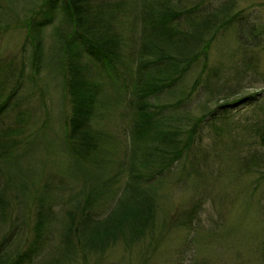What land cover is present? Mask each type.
I'll list each match as a JSON object with an SVG mask.
<instances>
[{
  "label": "rangeland",
  "instance_id": "obj_1",
  "mask_svg": "<svg viewBox=\"0 0 264 264\" xmlns=\"http://www.w3.org/2000/svg\"><path fill=\"white\" fill-rule=\"evenodd\" d=\"M206 2L213 7L226 5L229 12L224 19L230 18L232 22L219 28L208 47L207 59L194 67L195 76L202 78L200 90L183 109L191 108L192 113L200 114V106L219 111L217 105L228 102L231 124L227 123L223 134L207 130L200 144L196 141L189 150L191 162L182 165L175 162L171 171L165 173L163 184L156 191L155 221L145 225L151 230L132 235L133 239L127 243L122 239L111 241L103 252L97 253L87 252L71 234L69 251L62 252L67 248L66 244L63 246V237L68 229L67 226L62 229L65 221L62 217L70 210L68 204L80 196V189L71 186L72 181L61 167L73 175L83 168L78 163L68 167L69 157L64 153L62 136L67 132L71 110L61 94L62 81L46 75V71L38 73L33 69V93L24 89L19 97L12 99V110H0V264H9L6 255L13 258L37 247L39 257L33 258V264H46L49 260L53 264H264V147L254 126L256 119L258 123L262 119V110L257 107L264 103V0ZM43 3V0H0V13H3L1 6L6 13L0 15V105L12 95V77L18 74L22 63L24 66L27 63L28 48L24 43L31 31V23H27L34 21L33 12ZM129 23L128 27L135 30V22ZM136 35L132 31L128 43L137 46ZM210 71L217 72L210 77L215 86H212L214 98L213 102L204 104L206 94L211 91L210 87L204 88ZM123 77L127 83L128 76ZM106 114L109 122L105 121L101 128L121 148L131 124L126 101H120L116 111ZM8 128L13 133L6 139L2 135ZM42 134L46 136L48 153H36L34 162L25 167L20 159L21 150L33 144L34 138L43 139ZM10 136L11 146L16 147L13 151L7 143ZM11 153L20 159L11 163V170L19 180L35 174L33 183L29 181L24 190L15 181L7 185L8 163L2 162ZM245 158L248 168L241 162ZM186 168V178L182 180L179 176ZM115 174L116 170L103 178L109 184L108 200L99 196L95 203L103 200L104 204L91 209L83 195L79 211H87L93 218L108 215L126 188L125 177L122 175L115 181ZM87 180L88 176L82 177L83 182ZM44 189L50 190L48 196L56 199L54 205H49L51 211L46 212L54 220L50 224L45 222L36 231L35 214L40 206L34 205L32 197L36 190ZM42 216L47 221L46 215ZM9 234L10 244L6 241Z\"/></svg>",
  "mask_w": 264,
  "mask_h": 264
},
{
  "label": "trees",
  "instance_id": "obj_2",
  "mask_svg": "<svg viewBox=\"0 0 264 264\" xmlns=\"http://www.w3.org/2000/svg\"><path fill=\"white\" fill-rule=\"evenodd\" d=\"M43 2L39 10L33 12L34 21L27 23H31V31L24 43L28 48L27 63L25 66L22 63L18 74L12 77V95L2 102L0 110H12V99L19 97L24 89L33 93V69L38 73L46 71V75L51 74L62 81L61 94L68 100L71 110L67 132L62 136L66 148L64 153L71 160H65L68 167L78 163L83 171L73 175L61 167L63 174L72 181L71 186L80 189V196L68 204L70 210L62 217L65 220L62 229L68 228L62 241L67 248L62 249L61 245L59 248L62 252L69 251L72 238L68 237L73 234L76 243L87 252H103L111 241L122 239L127 243L133 239L132 235L151 230L146 226L155 221L156 191L163 184L165 173L171 171L169 169L175 162L181 165L191 162L189 150L196 141L200 144L207 130L223 134L227 131V123L230 126L227 106L231 103L217 105L219 111L200 106V114L192 113L191 108H183L200 90L202 78L195 76L194 67L207 59L208 47L215 33L232 19H224L229 12L226 5L213 7L206 0ZM1 9L3 13L0 15L5 16L2 6ZM129 21L135 22V30L128 27ZM11 23L16 24L14 21ZM132 31L137 34V46L128 43ZM121 66H124L123 71ZM216 73L210 71V75L205 77L204 88L210 87L211 91H207L209 94H206L208 97L204 104L213 102L215 86L211 84L210 77ZM125 74L127 83H124ZM122 100L127 103L131 124L127 141L120 148L101 125L108 120L107 111H116ZM257 109L262 110V119L260 123L256 119L255 132L264 147V103ZM179 110L183 111L180 113ZM12 133L8 128L2 136L7 139ZM45 137L42 134L43 139L34 138L33 144L21 150L20 159L25 162V167L34 162L36 153H48L45 151ZM12 141L10 136L7 143L13 151L16 147L11 146ZM20 159L11 153L2 163H8L5 170L7 185L15 181L24 190L29 181V184L33 183L35 174L19 180L11 170V163ZM241 162L245 164L247 158ZM115 170L114 179L123 175L126 188L108 215L102 219L93 218L89 212L79 211L83 195L91 209L99 208L108 200L106 191L109 184L104 183L103 178ZM187 171V168L183 169L184 174L179 178H186ZM84 176L89 180L83 182ZM49 191L36 190L32 197L34 205L40 206L39 213L35 214L36 231L45 222L50 224L54 220L46 213L50 210L49 205L56 202L48 196ZM99 196L106 197L105 201L100 199L95 203ZM44 214L47 221L42 216ZM28 218L29 212L26 221ZM7 238L6 241L12 243L11 234ZM39 251V247L36 250L28 248L13 258L6 255L7 263L33 264V258L39 257ZM46 264L53 262L49 260Z\"/></svg>",
  "mask_w": 264,
  "mask_h": 264
}]
</instances>
